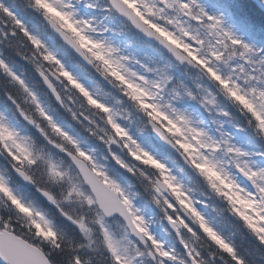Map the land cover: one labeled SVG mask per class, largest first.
I'll return each mask as SVG.
<instances>
[{
  "label": "snow or ice",
  "instance_id": "snow-or-ice-1",
  "mask_svg": "<svg viewBox=\"0 0 264 264\" xmlns=\"http://www.w3.org/2000/svg\"><path fill=\"white\" fill-rule=\"evenodd\" d=\"M84 10L126 18L169 42L176 56L185 59L176 51L182 49L234 101L248 126L264 136V49L236 37L223 17L210 14L200 0H107L103 6L97 0H0V264H249L213 227L199 202L182 198L171 183L175 177H164L172 195L161 205L155 194L161 187L149 176L144 182L155 190L151 202L161 206L179 237V244L162 242L138 206L137 185H126L112 171L118 165L135 178V169L116 149L105 167L85 146L88 133H96L83 101L103 112L109 109L97 102L69 68L72 57L61 51L66 44L89 52V45L102 46L85 34L91 20L80 16ZM61 38L66 44H58ZM111 74L128 83L117 71ZM170 80L165 72L153 86L162 92ZM107 123L117 135L125 134L111 116ZM168 123L176 127L172 120ZM189 131L207 153L199 157L203 164L193 163L264 246V152L242 151L227 132L221 131L217 140ZM180 146L185 152L191 147ZM222 150L230 157L232 173L214 160ZM209 162L212 167L206 168ZM144 163L162 168L151 158ZM23 184L40 193L51 215L23 192Z\"/></svg>",
  "mask_w": 264,
  "mask_h": 264
},
{
  "label": "clouds",
  "instance_id": "clouds-1",
  "mask_svg": "<svg viewBox=\"0 0 264 264\" xmlns=\"http://www.w3.org/2000/svg\"><path fill=\"white\" fill-rule=\"evenodd\" d=\"M97 2L102 6L107 4V0H97ZM110 17L113 16L98 13L95 15L94 19H90L91 23L85 29V34L92 37L96 43L102 45L101 47H92V45H89V47L92 48L91 52L86 49L77 50V48L67 45L61 38L62 42L65 43L66 46L70 47L75 54L82 58L83 62H85L91 70L106 81L116 93L115 95L108 93H100V95H96V91L91 90L88 87L90 93L97 100V102L103 104L107 109H109V111L103 112L87 105L86 101H83L84 107L82 110L89 115L91 127L96 133L95 136H93L92 133H88V136L90 140H94L101 145L103 150L91 147L89 144H86L85 146L91 148L92 155L95 157L97 162L104 164L105 167H107L110 162L108 157L112 156L113 149L118 150L120 159L135 169V179L142 185L150 199H152L155 190L151 184H145V177L150 176L153 184L157 182L159 183L161 191L155 194L161 200V205L163 204V200L165 198L172 195L171 189L164 183L165 176H168L169 178L175 177L174 180H171V183L183 194L182 198L186 201L189 199L193 200L189 194L191 190L186 189L185 185L180 183L169 165L150 151L146 150L138 141V138H135L132 134L130 125L136 123L137 120L140 119L143 121V124L141 125L142 132L144 130H151L162 142L177 153L185 166L190 168L205 182L206 187L209 190V199L219 198L221 201H226L212 188L208 176L205 173H202L201 170L193 163V160L195 159L196 163L203 164L204 161H202L199 157L201 153L205 155H207V153L205 150L199 148L197 139L194 138L189 129L194 128L197 131H203L206 136L213 137L217 140L221 138V131H219V138H217L215 133H211L210 129H206L202 126L203 122L197 123L191 112L180 107L185 99L197 101L211 114L216 112L218 109L217 96L213 95L211 92H207V89L202 88L200 89V93L193 94V92L185 88L183 84L176 85L174 88L175 91H173V89L169 91V85L173 81V76L169 73V71L163 67H157L155 65L141 62L135 56L130 58L128 55L122 53L120 47L115 46L110 39L107 38L106 34L112 31V28L107 23ZM135 29L139 30V32L143 33L146 37L157 41L181 65H189L198 69L204 78L213 82L217 87V84L212 81L205 72L201 71L199 67L195 66L194 62L190 63L191 58L188 57L187 53L183 52L182 49L177 48L176 51H179L182 56L186 57L185 59H180L176 56L175 52L171 50L169 42H161V39H157L155 35H149L136 27ZM174 34L176 38L185 41L188 39L187 37H182L179 32H174ZM171 47L175 46L172 45ZM93 53L102 56L103 59H96ZM105 61H109L110 63L106 66ZM112 70L117 71L118 74L123 76L128 83H124L113 76L111 74ZM165 72L171 77V80L168 82L167 87L161 92L153 86V82H159L161 74ZM76 75L78 78H81L78 74ZM129 84L133 86L139 85V87L130 88L128 86ZM197 88H200V86L197 85ZM217 88L219 92L240 111L234 101L229 99L219 87ZM205 92H207V95H203ZM169 93H171V95H169ZM152 94H155V98H153ZM133 96L138 97V99H134ZM75 103L80 105L81 101L76 99ZM241 114L245 116L244 113L241 112ZM221 115L227 117L229 114L227 112H222ZM109 116L112 117L114 123L121 128L123 133H125L124 135H117L115 129L112 127V124L107 123ZM154 116L156 119H153ZM165 117H167V119H165ZM168 120H172L176 127L172 128V125L168 123ZM168 128H172V131H167ZM221 128H223V126H221ZM176 129H179V131ZM257 136L264 141V136ZM181 144H190L191 147L187 152H185L184 148L180 146ZM133 153H136V155H133ZM145 153H147V155H145ZM137 156H139V159H137ZM149 158H151L152 161H155L156 164L162 165V168L155 167L152 163L145 164L144 161ZM214 160L219 164V167L223 168L226 172H233L231 164L228 163L230 157L228 156L226 150L215 153ZM211 167L212 163L209 162L206 165V168ZM141 173L143 175H141ZM221 178H223V175ZM213 179L222 191H228L227 188L220 184L219 180L215 179V177H213ZM228 182V180H225V183ZM155 206L162 211L160 205L155 204ZM228 207L230 206L227 203L226 208Z\"/></svg>",
  "mask_w": 264,
  "mask_h": 264
},
{
  "label": "trees",
  "instance_id": "trees-1",
  "mask_svg": "<svg viewBox=\"0 0 264 264\" xmlns=\"http://www.w3.org/2000/svg\"><path fill=\"white\" fill-rule=\"evenodd\" d=\"M253 16L256 18V17H259L260 14L257 11H255ZM261 20H264V19H261ZM261 143H262L263 148H264V141H261ZM132 179L137 184V186L140 188L141 186H139V184L135 180V178L133 177ZM190 181L192 182L194 189L199 193V196L202 198L203 202L208 203L209 206L207 207V213L211 216H217L216 212H214L212 209V206H214L215 203L217 202V198H212L209 200V198L207 197L209 190L206 187L205 183H201V182L195 180L194 178L192 181V177H191ZM205 191L207 192V194ZM200 192H203L205 194L206 198ZM234 232H237V227H234L232 221L230 220V226H229L227 233H234ZM234 234H236V233H234Z\"/></svg>",
  "mask_w": 264,
  "mask_h": 264
},
{
  "label": "rangeland",
  "instance_id": "rangeland-1",
  "mask_svg": "<svg viewBox=\"0 0 264 264\" xmlns=\"http://www.w3.org/2000/svg\"><path fill=\"white\" fill-rule=\"evenodd\" d=\"M81 17H83V18H86V19H92L91 18V16L88 14V13H84ZM106 36H107V38H109V36H112V34L110 35L109 34V36L106 34ZM110 39V38H109ZM110 41L113 43V41L110 39ZM204 124H202V126H203ZM151 213V212H150ZM152 214V213H151ZM148 221H149V219H147ZM150 222V221H149ZM150 227H151V229H152V231H153V226L151 225V223H150Z\"/></svg>",
  "mask_w": 264,
  "mask_h": 264
},
{
  "label": "water",
  "instance_id": "water-1",
  "mask_svg": "<svg viewBox=\"0 0 264 264\" xmlns=\"http://www.w3.org/2000/svg\"><path fill=\"white\" fill-rule=\"evenodd\" d=\"M70 48V47H69ZM158 139H159V137L158 136H156ZM160 140V139H159ZM161 141V140H160ZM164 143V142H163ZM165 144V143H164ZM174 231V230H173Z\"/></svg>",
  "mask_w": 264,
  "mask_h": 264
}]
</instances>
